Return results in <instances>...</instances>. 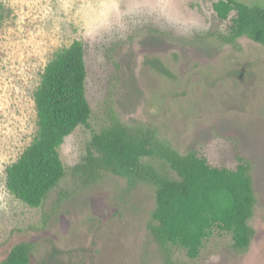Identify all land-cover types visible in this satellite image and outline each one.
Segmentation results:
<instances>
[{
	"label": "rangeland",
	"instance_id": "374dc122",
	"mask_svg": "<svg viewBox=\"0 0 264 264\" xmlns=\"http://www.w3.org/2000/svg\"><path fill=\"white\" fill-rule=\"evenodd\" d=\"M264 8V0H240ZM0 264L23 242L32 264H162L150 224L157 207L149 182L107 175L93 185L68 177L42 208L17 200L7 169L37 133L33 94L54 55L86 47L90 127L66 138L67 170L86 156L114 111L126 125L154 129L181 154L195 150L217 165L249 158L257 194L255 237L239 253L217 234L179 264H264V45L237 46L217 35L211 0H0ZM155 166L159 164L154 162ZM66 194L64 201L61 195Z\"/></svg>",
	"mask_w": 264,
	"mask_h": 264
},
{
	"label": "trees",
	"instance_id": "16d2710c",
	"mask_svg": "<svg viewBox=\"0 0 264 264\" xmlns=\"http://www.w3.org/2000/svg\"><path fill=\"white\" fill-rule=\"evenodd\" d=\"M216 18L229 26L217 35L237 46L247 38L264 45V8L240 0H211ZM0 4V26L4 21ZM86 47L76 40L54 55L41 75L33 100L37 133L21 157L7 169V187L20 202L42 208L65 179L93 185L107 175L152 183L157 207L150 233L162 264H179L184 255L198 259L217 234L231 237L239 253L250 249L255 230L257 194L254 165L238 156L234 166L217 165L195 150L185 154L151 127L126 125L114 111L109 124L92 135L90 148L76 166L66 169L61 148L79 127H90L93 114L87 94ZM159 164L158 167L155 163ZM61 195V194H59ZM61 200L67 197L62 194ZM33 245H15L1 264H32Z\"/></svg>",
	"mask_w": 264,
	"mask_h": 264
}]
</instances>
